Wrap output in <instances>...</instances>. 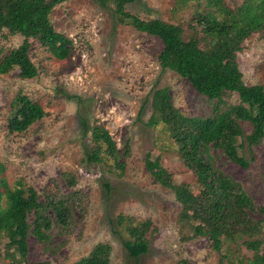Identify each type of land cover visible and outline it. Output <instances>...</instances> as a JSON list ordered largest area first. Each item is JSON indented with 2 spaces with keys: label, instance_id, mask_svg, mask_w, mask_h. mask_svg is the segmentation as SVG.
<instances>
[{
  "label": "rangeland",
  "instance_id": "obj_1",
  "mask_svg": "<svg viewBox=\"0 0 264 264\" xmlns=\"http://www.w3.org/2000/svg\"><path fill=\"white\" fill-rule=\"evenodd\" d=\"M225 1L232 7L242 2ZM175 4L176 0H134L128 9L143 18L171 23L194 10L189 3L175 14ZM50 21L56 31L72 39L69 56L57 59L36 39H30V56L38 74L32 79H22L16 72L0 74V211L8 205L6 192L20 177L37 190L40 199L62 193L75 196L71 222L52 230L48 246L32 234L28 236L26 261L73 264L97 243H107L111 264H250L247 258L253 251L241 244L239 248L230 244L229 251L225 242L218 251L203 236L182 240L177 222L181 205L173 191L156 182L145 167V156L158 157L173 172L175 181L188 176L182 173L184 166L164 123L158 119L148 124L155 89L168 87L175 107L189 116L211 115L215 103H209L175 71L162 68L157 59L161 40L117 22L112 0H65L54 6ZM22 40V35L0 29V59ZM237 58L243 81L264 86V31L245 39ZM20 90L39 103L45 115L22 132H10L11 103ZM222 101L220 110L225 104L238 103L239 98L231 92ZM95 124L109 130L118 149L129 141L121 176L84 160L92 143L85 127ZM241 124L250 132L248 122ZM239 153L247 160L246 166L222 153L215 154V161L240 183L254 204H261L264 141L251 149L239 148ZM63 172L73 174L74 186L67 185ZM120 213L137 221L149 219L156 228L147 235V252L137 258L130 257L122 246L115 224ZM7 242V232L1 230L0 264H8Z\"/></svg>",
  "mask_w": 264,
  "mask_h": 264
},
{
  "label": "trees",
  "instance_id": "obj_2",
  "mask_svg": "<svg viewBox=\"0 0 264 264\" xmlns=\"http://www.w3.org/2000/svg\"><path fill=\"white\" fill-rule=\"evenodd\" d=\"M63 1L0 0V29L23 36L22 42L0 59V74L16 72L22 79H32L38 74L30 56V39H36L57 59L69 56L72 39L56 31L50 21L52 9ZM133 1L112 0L117 22L158 37L162 42L157 55L159 65L187 79L209 103H215L213 114L189 116L175 107L168 87L155 89L148 124H155L158 119L164 123L184 166L182 173L188 176L175 181L173 172L162 166L158 157L145 156V167L156 182L173 191L181 205L177 222L182 240L203 236L218 251L225 242L229 251L230 244L238 248L241 244L253 251L247 258L250 264H264V202L254 204L240 183L223 172L215 161V154L222 153L246 166L247 160L240 155L239 148L251 149L264 141V86L243 81L237 58L244 40L264 31V0H242L234 7L225 0H176L175 14L189 3L194 4L191 14L178 23L143 18L128 9ZM231 92L237 93L239 102L225 104L220 110L222 98ZM44 115L42 106L20 90L11 103L8 130L22 132ZM241 122L250 124V132L244 131ZM85 128L92 143L84 160L102 164L121 176L129 141L118 149L106 127L95 124ZM238 138H242L240 143ZM62 175L69 187L75 185L72 173ZM106 187L109 188L107 183ZM6 193L8 205L0 211V231L5 230L8 236V264H29L28 236L32 234L48 246L52 230L71 222L75 196L62 193L40 199L37 190L22 177ZM115 224L130 257L147 252V235L156 230L149 219L137 221L120 213ZM110 252L109 244L97 243L73 264H111Z\"/></svg>",
  "mask_w": 264,
  "mask_h": 264
}]
</instances>
